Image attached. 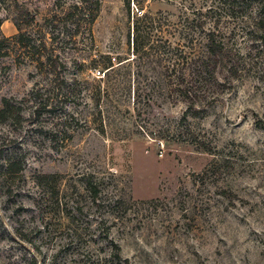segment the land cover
I'll list each match as a JSON object with an SVG mask.
<instances>
[{"label": "rangeland", "instance_id": "374dc122", "mask_svg": "<svg viewBox=\"0 0 264 264\" xmlns=\"http://www.w3.org/2000/svg\"><path fill=\"white\" fill-rule=\"evenodd\" d=\"M99 2L95 21L75 27L64 17L71 0H0V41L17 35L16 22L39 39L45 19H61L57 39L45 36L51 67L14 42L0 46V109L4 99L14 106L0 123V163L17 162L7 181L0 174V264H264V14L229 13L222 0H147L150 44L168 42V62L150 49L134 55L124 0ZM209 9L230 52L216 84L191 64L197 46L176 47L187 33L200 38L185 14ZM23 10L37 26L23 25ZM53 76L80 98L35 124L30 92ZM182 80L197 113L169 95ZM58 117L67 122L57 127ZM38 125L56 129L55 142Z\"/></svg>", "mask_w": 264, "mask_h": 264}, {"label": "trees", "instance_id": "16d2710c", "mask_svg": "<svg viewBox=\"0 0 264 264\" xmlns=\"http://www.w3.org/2000/svg\"><path fill=\"white\" fill-rule=\"evenodd\" d=\"M147 0H124L127 9L133 11L134 17H136V24L133 28V39H132V45H133V52L134 55H138L139 53L147 54V51L154 50L160 52L161 59L166 57V61L171 62L173 61V57L170 53L171 45L166 43V47H164L163 44L160 45H151L150 43H153L150 40L151 28L156 27L157 28V22L155 19H153L150 16H147L143 14L142 8H144V4ZM150 1V0H149ZM222 5L226 11L230 13V11H234L236 9L249 8L250 10L255 9L256 16H262L264 14V0H222ZM94 7L93 10H91V7ZM137 6H139L137 8ZM70 10L64 14V17L66 19L69 17H73L75 20H72L75 24V27H79L80 19L81 18H87L88 24L91 25L95 19H96V13L97 10L100 7L99 0H71V5L69 6ZM184 9L186 6L183 7ZM135 10V12H134ZM211 9L207 10L206 13L201 11H193L192 14L186 16L183 18L185 23L186 30L191 31L192 33H198L200 38H193V36H190V34H185L183 36L184 43L177 49H189L191 48L192 51H195V46H197L198 53L196 56V60H192V65L194 63V67L197 68V74L198 77H200V80L203 81L206 84H214L217 83L216 77L214 76L215 71L219 65L222 64L223 59L230 56V52L226 45L224 44L223 40L221 39L222 34L220 33V30H216L214 28L215 22L212 21L211 17H208L209 12ZM24 17L26 21L24 22V26H37V23L35 22V18L33 15L29 13L27 10H23ZM231 15V14H230ZM244 16V15H242ZM231 17V16H230ZM264 18V16H262ZM61 21V19L57 20L56 15H52L50 18H47L44 20V26L46 27V30L48 31L46 35H50L51 42H54L57 37H55L54 32H56V26H54L56 23H59L57 21ZM86 20V21H87ZM260 20H257L254 25L258 26ZM138 22V23H137ZM264 23V21L261 19V24ZM139 24V25H138ZM141 24H144L145 28H142ZM160 28V26H158ZM16 30L17 35L12 37L11 39L4 38L2 41H0V46L5 42H14V44L18 47H20L23 51L24 57L28 58L31 62V64L36 65H44L51 67L53 64L51 60V55H49L46 50V43H45V34H43V37L36 39L32 36L31 33L23 32L21 25L16 22ZM160 31V30H158ZM68 37V36H67ZM264 40V36L263 39ZM261 40H259L261 42ZM162 43V42H160ZM262 43V42H261ZM146 47V48H145ZM172 51V50H171ZM177 53V52H176ZM170 55V57H169ZM179 56H182V63L183 65L187 66V64H190L187 60V56L183 51L179 52ZM231 61V60H229ZM231 63V62H230ZM107 65V69L112 70L114 65L107 63L103 61V65ZM232 68H230V71H232ZM109 77L106 79L108 82ZM185 81H180L177 83L176 88L170 89L169 95L172 96L171 93H173L174 97L177 99H182L181 101L188 103L186 107V111L184 114L187 113H197V110L194 109L193 102L190 103L187 102L186 98L188 97L189 89L185 86ZM68 86V79L64 76H53L49 82L46 84V90H43L44 86L42 88L38 89H32L30 92L29 99H31L32 105H33V111L31 112L32 116L36 118L35 124L38 123V119L44 115V114H50L58 108L59 104L63 103L64 105L67 104L66 100L68 99V103H70V99H77L80 98L77 96H74L72 92H69V90L65 89ZM68 88V87H67ZM81 100V99H80ZM77 102H72L73 105ZM68 104V105H69ZM14 106L6 99L2 101V106L0 109V123L3 121H6L8 117L13 113ZM66 112V111H65ZM59 121H61L60 124H58L57 127L62 126L63 123L65 124L67 122L66 119L62 120V117H58ZM66 120V121H65ZM34 124V123H33ZM40 126V125H38ZM45 127H38L35 128V132L38 133H44L47 134V132H50V141H54L56 139V136L59 134V132L54 131L53 127L47 128L46 131H44ZM20 161V160H19ZM15 158L13 156H7L6 159H3V161L0 163V174L2 173L1 177L2 179L6 180L9 179V176H11V173H13V167H16ZM21 166V165H20ZM84 188L85 190L91 195V198L93 201H96L99 197V188L97 187V183L94 181V178L92 176H88L85 179L84 182ZM118 249V248H117ZM117 253L119 250H116ZM118 257V254H117Z\"/></svg>", "mask_w": 264, "mask_h": 264}]
</instances>
